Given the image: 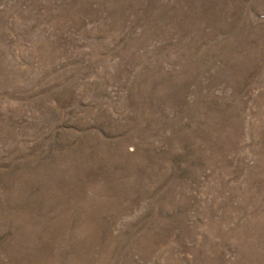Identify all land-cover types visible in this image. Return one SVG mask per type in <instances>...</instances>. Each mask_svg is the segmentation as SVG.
I'll use <instances>...</instances> for the list:
<instances>
[{
	"label": "rangeland",
	"instance_id": "374dc122",
	"mask_svg": "<svg viewBox=\"0 0 264 264\" xmlns=\"http://www.w3.org/2000/svg\"><path fill=\"white\" fill-rule=\"evenodd\" d=\"M0 264H264V0H0Z\"/></svg>",
	"mask_w": 264,
	"mask_h": 264
}]
</instances>
